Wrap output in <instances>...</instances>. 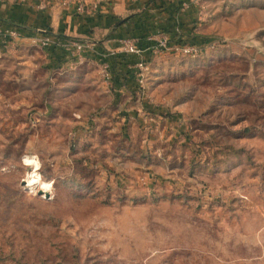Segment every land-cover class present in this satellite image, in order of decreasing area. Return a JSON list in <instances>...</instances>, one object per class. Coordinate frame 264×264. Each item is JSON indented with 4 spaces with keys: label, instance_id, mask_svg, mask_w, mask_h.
<instances>
[{
    "label": "rangeland",
    "instance_id": "rangeland-1",
    "mask_svg": "<svg viewBox=\"0 0 264 264\" xmlns=\"http://www.w3.org/2000/svg\"><path fill=\"white\" fill-rule=\"evenodd\" d=\"M239 2L202 7L207 38L235 40ZM9 53L0 52V264H264V59L183 60L170 90L205 115L188 120L186 150H167L176 176L151 171L142 184L146 170L108 165L127 163L129 141L72 132L67 108L92 109L89 88L54 100L53 86L70 76L48 72L44 48L29 41ZM245 127L252 136L239 135ZM132 145L142 159L143 143ZM25 156L39 159L47 195L25 187Z\"/></svg>",
    "mask_w": 264,
    "mask_h": 264
},
{
    "label": "crops",
    "instance_id": "crops-1",
    "mask_svg": "<svg viewBox=\"0 0 264 264\" xmlns=\"http://www.w3.org/2000/svg\"><path fill=\"white\" fill-rule=\"evenodd\" d=\"M117 1L106 12L78 16L73 5L63 7L57 0H0V35L13 29L21 34L9 47H3L0 38V52L9 53L16 46L33 42L38 35H48L51 42L44 48L48 72L70 77L80 72V78L66 77L53 86L51 95L54 100H65L81 87L83 90L89 88L96 95L94 98L89 96L93 108L85 115L77 106L67 108L79 125L72 132L88 136L99 131L101 136L129 141L132 147L125 159L127 163L122 164L117 159L108 162L114 170L132 166L146 170L149 175L154 171L155 177L174 178L177 169L166 166L170 159L167 150L178 151L180 145L191 143L192 138H185V134L191 131L187 126L188 120L204 117L205 113L194 107L193 98L183 93L178 95L176 89L170 90L179 79L167 77L178 71L182 76L188 66L183 60L190 58H182L181 64L171 52L152 54L145 48V39L165 33L169 40L178 38L177 42L204 45L212 40L207 38L212 26L201 18V9L208 5L209 0ZM239 1L236 9L239 22L232 34L235 40L226 42L219 50H207L198 60L212 58L218 53L246 57L252 61L264 59L262 49L251 40L256 31L264 29V1ZM124 40H132L141 48L140 59L149 67L142 82L135 66L137 58L121 50ZM70 41L86 45L80 58H76ZM198 62L191 65L196 67ZM101 65L107 67L109 79L101 76ZM88 75L94 79H88ZM51 78L53 82L54 77ZM140 142L146 151L142 159L138 158V147L134 150L132 145ZM119 176H115L116 180L124 181L123 175Z\"/></svg>",
    "mask_w": 264,
    "mask_h": 264
},
{
    "label": "built area",
    "instance_id": "built-area-1",
    "mask_svg": "<svg viewBox=\"0 0 264 264\" xmlns=\"http://www.w3.org/2000/svg\"><path fill=\"white\" fill-rule=\"evenodd\" d=\"M60 5L63 7H68L70 4L74 6V13L78 16H86L91 14L92 12L103 13L106 12L107 9L102 7H97V5H93L92 8H88L86 0H74L73 2H68V0H57ZM264 1V0H263ZM20 32L16 29L10 30L9 32L2 33L0 35L1 43L3 47H9L14 45L13 43L20 38ZM33 43L37 44L42 48L49 47L50 45V37L48 35H38L36 38H33ZM145 43L147 46L145 47L150 53L159 55L165 52H171L178 58H190L197 59L202 57L204 53L209 51L219 50L226 44L225 40L212 39L206 42L204 45L196 46L194 44L186 43V42H174L171 43L168 37L164 34H159L157 38L154 36H149L145 39ZM70 45L73 47L76 58H80V55L84 52L86 45L84 43L70 41ZM121 50L127 55H132L137 58L135 66L139 70V81L142 82L145 80L146 75L148 74L149 67L147 63L140 59L141 56V48L137 45L136 42L132 40H124L121 44ZM100 74L104 79H109V72L105 65L100 66ZM149 174L147 171L139 178L142 184H146L149 179Z\"/></svg>",
    "mask_w": 264,
    "mask_h": 264
},
{
    "label": "bare ground",
    "instance_id": "bare-ground-1",
    "mask_svg": "<svg viewBox=\"0 0 264 264\" xmlns=\"http://www.w3.org/2000/svg\"><path fill=\"white\" fill-rule=\"evenodd\" d=\"M25 165L30 167V171L27 173L26 179L24 181L25 187L27 189L39 188L40 192L47 194L51 189V183L46 182L41 178L39 174L40 162L36 156H25Z\"/></svg>",
    "mask_w": 264,
    "mask_h": 264
},
{
    "label": "trees",
    "instance_id": "trees-1",
    "mask_svg": "<svg viewBox=\"0 0 264 264\" xmlns=\"http://www.w3.org/2000/svg\"><path fill=\"white\" fill-rule=\"evenodd\" d=\"M165 34V33H164ZM167 35V34H166ZM177 40H178V38H176V39H174V40H169L171 43H174V42H177ZM196 60V62L197 61H199L198 60V58L197 59H194L193 61H195ZM198 63H200V62H198ZM190 73H192V72H190ZM240 134H242V135H244V136H252L253 134H252V132H251V129L250 128H248V127H245V128H243L242 130H241V132H239V135ZM185 138L187 139V140H189L191 137L189 136V134L187 133V134H185ZM179 148H180V150H182L181 152H183L184 150H186L187 149V146L186 145H180L179 146ZM241 151V150H240Z\"/></svg>",
    "mask_w": 264,
    "mask_h": 264
},
{
    "label": "water",
    "instance_id": "water-1",
    "mask_svg": "<svg viewBox=\"0 0 264 264\" xmlns=\"http://www.w3.org/2000/svg\"><path fill=\"white\" fill-rule=\"evenodd\" d=\"M251 40L258 45L264 53V29L256 31L252 36ZM42 193V192H39ZM47 195V194H46Z\"/></svg>",
    "mask_w": 264,
    "mask_h": 264
}]
</instances>
